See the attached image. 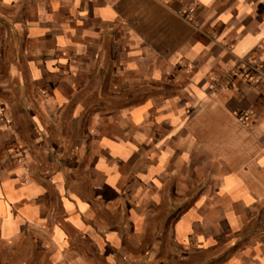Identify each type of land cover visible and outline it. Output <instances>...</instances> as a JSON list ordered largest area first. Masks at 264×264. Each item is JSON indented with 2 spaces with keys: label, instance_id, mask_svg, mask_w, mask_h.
<instances>
[{
  "label": "crops",
  "instance_id": "0c3cea01",
  "mask_svg": "<svg viewBox=\"0 0 264 264\" xmlns=\"http://www.w3.org/2000/svg\"><path fill=\"white\" fill-rule=\"evenodd\" d=\"M247 63L264 0H0V264H264Z\"/></svg>",
  "mask_w": 264,
  "mask_h": 264
},
{
  "label": "built area",
  "instance_id": "2783aa9c",
  "mask_svg": "<svg viewBox=\"0 0 264 264\" xmlns=\"http://www.w3.org/2000/svg\"><path fill=\"white\" fill-rule=\"evenodd\" d=\"M243 72L250 79L264 81V73L258 63H247L244 66ZM244 118L246 119V116Z\"/></svg>",
  "mask_w": 264,
  "mask_h": 264
},
{
  "label": "rangeland",
  "instance_id": "374dc122",
  "mask_svg": "<svg viewBox=\"0 0 264 264\" xmlns=\"http://www.w3.org/2000/svg\"><path fill=\"white\" fill-rule=\"evenodd\" d=\"M253 80H254V79H253ZM256 81H257V80H256ZM243 119H244V117H243ZM243 119H242V120H243ZM242 120H241V122H242ZM243 121H244V120H243ZM242 124H243V123H242Z\"/></svg>",
  "mask_w": 264,
  "mask_h": 264
}]
</instances>
